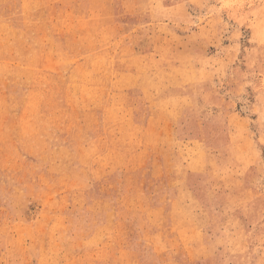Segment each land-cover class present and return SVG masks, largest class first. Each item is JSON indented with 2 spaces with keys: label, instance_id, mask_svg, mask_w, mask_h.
Segmentation results:
<instances>
[{
  "label": "rangeland",
  "instance_id": "1",
  "mask_svg": "<svg viewBox=\"0 0 264 264\" xmlns=\"http://www.w3.org/2000/svg\"><path fill=\"white\" fill-rule=\"evenodd\" d=\"M0 264H264V0H0Z\"/></svg>",
  "mask_w": 264,
  "mask_h": 264
}]
</instances>
